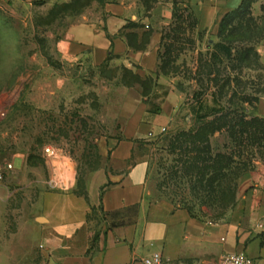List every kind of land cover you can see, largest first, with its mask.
<instances>
[{
	"label": "rangeland",
	"instance_id": "obj_1",
	"mask_svg": "<svg viewBox=\"0 0 264 264\" xmlns=\"http://www.w3.org/2000/svg\"><path fill=\"white\" fill-rule=\"evenodd\" d=\"M71 1H0V164L11 162L20 168L22 161L28 163L27 170L21 167L14 179L12 194H33L29 182L38 175L49 179V161L70 158L77 178L102 165L106 160L101 153L104 139L113 136L112 128L117 122L123 123L124 116L129 121L140 106L155 111L173 92L176 105L168 124L163 126L166 130L159 133V129L149 127L138 138L147 162V187L154 198L189 207L213 220L219 218L220 209L210 194L181 174L179 151L169 141L176 133L195 128L197 115L211 107L243 109L250 115L262 112L264 0L252 2L246 15L235 16L233 25L243 22V26L233 43L231 61L215 45L221 41L220 19L234 5L221 4L224 0H184L190 4L197 23L191 26L189 19L183 29H174L172 13L169 18L149 14L156 31L177 38L167 74L159 69L164 51L161 42L157 68L150 71L136 64L130 67L123 59H108L101 66L83 60H62L56 41L64 29L80 13L105 0H92L80 12L64 5ZM236 49L250 50L249 61L235 57ZM233 63L238 64L236 70H232ZM130 71L144 79L151 78L153 85L148 95H143V87ZM245 94L257 96L258 102H244ZM143 117L144 123L148 121V115ZM212 144L215 150H225L229 144L226 133H216ZM48 146L57 151L55 156H48ZM251 149L249 158L262 160L259 152ZM247 158L245 155L242 160Z\"/></svg>",
	"mask_w": 264,
	"mask_h": 264
},
{
	"label": "crops",
	"instance_id": "obj_2",
	"mask_svg": "<svg viewBox=\"0 0 264 264\" xmlns=\"http://www.w3.org/2000/svg\"><path fill=\"white\" fill-rule=\"evenodd\" d=\"M166 2L148 9L145 0L102 1L67 25L56 51L68 62L101 66L123 59L130 67L154 70L162 33L150 24L149 14L169 18L172 4ZM240 2L221 4L236 8ZM129 22L142 26L126 27ZM147 31L151 35L144 49L128 44V36L140 44ZM174 98L171 92L155 111L140 106L129 121L124 116L123 123L117 122L101 148L106 160L83 175L87 197L76 192L77 171L70 158L47 162L48 180L33 175V194H12L14 179L28 163L14 166L0 183V264H144L154 252L162 254L164 264H224L223 256L236 252L264 261V229L257 226L264 217L263 160L241 175L235 205L221 219L192 216L184 207L151 196L138 138L149 127L160 131L168 124ZM143 114L148 115L145 123ZM257 115L264 116V107Z\"/></svg>",
	"mask_w": 264,
	"mask_h": 264
},
{
	"label": "trees",
	"instance_id": "obj_3",
	"mask_svg": "<svg viewBox=\"0 0 264 264\" xmlns=\"http://www.w3.org/2000/svg\"><path fill=\"white\" fill-rule=\"evenodd\" d=\"M43 0H36L38 3ZM92 0H72L70 3L64 4L67 7L72 6L73 10L80 12L83 7L90 4ZM158 0H145L147 8L150 9ZM256 0H241L238 7L227 11L219 22L218 36L221 41L215 46L221 48L226 57L231 61L233 57V43L239 37V27L243 26L240 22L238 26L233 25V20L237 14L244 16L248 13L250 5ZM172 17L175 21L174 29H183V23L191 19V26L197 23L195 14L189 3L184 0H171ZM180 5H184L180 8ZM127 26H142L138 23L129 22ZM151 31H147L142 36L141 43H137L131 36H128V44L135 49H144L149 41ZM176 40L174 35L162 34L161 43L164 51L160 55L161 64L159 69L161 73L167 74L169 65L174 60V52L176 49ZM180 43V42H178ZM249 51L247 49L237 50L235 57L240 61H249ZM238 64H232V70H236ZM129 72V70H127ZM130 75L135 81L143 87V95H148L151 91L153 81L150 77L142 78L139 74ZM125 85L129 84L123 82ZM244 102L253 105L258 102L257 96L243 95ZM198 124L190 130H182L170 138V146L179 151V170L183 176L197 182V184L210 194L214 205L220 209L221 219L226 215L236 201V192L238 188V180L241 175L253 167L254 161L249 158L251 148H255L261 159L264 161V116L250 115L243 109L236 108H215L211 107L208 112L197 115ZM225 132L229 144L225 150H215L212 144V138L216 133ZM247 155V160L242 157ZM253 156V155H252ZM97 169V167L92 170ZM178 170V171H179ZM76 192L87 197L85 182L83 177L77 180ZM186 208L192 216H201L194 213L189 207Z\"/></svg>",
	"mask_w": 264,
	"mask_h": 264
},
{
	"label": "built area",
	"instance_id": "obj_4",
	"mask_svg": "<svg viewBox=\"0 0 264 264\" xmlns=\"http://www.w3.org/2000/svg\"><path fill=\"white\" fill-rule=\"evenodd\" d=\"M165 130V127H162L159 133H163ZM153 133L154 132L151 131L149 134L153 135ZM45 151L48 156H55L57 154V151L50 146L46 147ZM13 169L14 165L11 162L0 164V183L4 181L6 175ZM257 226L260 229H264V217L259 220ZM222 261L224 264H264V261H261L258 258H253L244 252L227 253L223 256ZM164 262V258L160 252H154L152 255L144 259V264H164Z\"/></svg>",
	"mask_w": 264,
	"mask_h": 264
}]
</instances>
